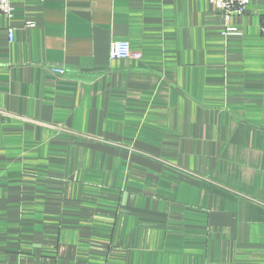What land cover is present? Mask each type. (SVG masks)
Segmentation results:
<instances>
[{"label": "crops", "instance_id": "0c3cea01", "mask_svg": "<svg viewBox=\"0 0 264 264\" xmlns=\"http://www.w3.org/2000/svg\"><path fill=\"white\" fill-rule=\"evenodd\" d=\"M11 4L0 264H264V0Z\"/></svg>", "mask_w": 264, "mask_h": 264}, {"label": "built area", "instance_id": "2783aa9c", "mask_svg": "<svg viewBox=\"0 0 264 264\" xmlns=\"http://www.w3.org/2000/svg\"><path fill=\"white\" fill-rule=\"evenodd\" d=\"M213 5L215 11L223 16L227 21L233 17H241L250 0H208ZM13 7L11 0H0V14L11 18ZM228 31H231L230 29ZM260 32L264 34V19L260 25ZM8 37L12 40V33L9 32ZM109 57L112 60L122 59H136L140 58V54L133 53L130 50V46L126 41H114L110 43L108 49ZM63 73L62 70H56Z\"/></svg>", "mask_w": 264, "mask_h": 264}]
</instances>
